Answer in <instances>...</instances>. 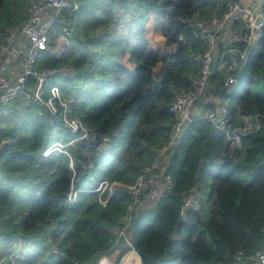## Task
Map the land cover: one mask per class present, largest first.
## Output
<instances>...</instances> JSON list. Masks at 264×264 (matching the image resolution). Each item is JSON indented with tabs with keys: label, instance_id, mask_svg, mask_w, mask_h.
<instances>
[{
	"label": "trees",
	"instance_id": "1",
	"mask_svg": "<svg viewBox=\"0 0 264 264\" xmlns=\"http://www.w3.org/2000/svg\"><path fill=\"white\" fill-rule=\"evenodd\" d=\"M77 1L68 48L57 56L49 40L34 68H54L44 96L57 86L72 112L109 141L98 150L38 102L13 101L0 120V145L9 140L0 149V253L20 247L15 264H94L103 254L119 262L132 250L113 234L129 191L116 187L101 204L107 189H94L101 180L133 184L166 143L172 89L190 90L198 71L186 48L206 45L187 23L225 9V0ZM26 15L27 0H0V43ZM179 34L185 42L167 49ZM213 67L201 111L223 98L232 116L259 113L262 125L237 148L202 118L187 122L165 153L171 185L125 231L141 264H237L238 251L264 245V24L236 80L225 84V72ZM191 186L201 198L182 216V192Z\"/></svg>",
	"mask_w": 264,
	"mask_h": 264
},
{
	"label": "built area",
	"instance_id": "2",
	"mask_svg": "<svg viewBox=\"0 0 264 264\" xmlns=\"http://www.w3.org/2000/svg\"><path fill=\"white\" fill-rule=\"evenodd\" d=\"M77 4V0H27L26 17L19 24L7 29L0 43V120L10 113L14 100L25 97L38 102L50 114L59 116L69 131L76 134L74 139L90 140L101 150L107 146L108 136L96 133L72 112L71 98L62 97L55 85L51 86L47 96H44L43 82L56 70L34 68L40 51L48 49L51 35H71V17ZM259 16L264 17V0H225V9L220 14L187 23L191 32L202 38L206 45L202 49H193L190 45L186 48V58L197 63L198 71L192 79L190 90L172 89L169 109L175 116V122L166 143L154 151L150 164L140 170L133 184L124 185L116 181L101 180L94 189L99 191V195L107 189V197L98 198L101 204H104L113 189L119 186L127 189L131 195V203L119 217L113 230L114 242L122 239L125 245L134 250L125 236L132 216L139 210L152 206L172 183L171 178L163 173L166 150L177 141L185 125L193 117L191 109L209 88V76L213 72V66L216 70L225 72V84L234 81L232 75L238 70L241 62H244L253 43L261 35L264 21H257ZM177 42H185L181 34L167 49L173 48ZM27 76L33 80L31 85H26ZM194 116L202 118L214 129L219 130L227 143L237 148L241 147L243 136L260 128L263 118L259 113H240L234 117L229 112L228 101L217 97L212 98L210 107L194 113ZM53 145L52 148L62 151L60 143ZM75 192L74 189L68 193L70 201L74 199ZM200 198L196 187L191 186L184 190L180 215L183 216L187 208H196ZM23 253L20 247L2 252L0 264H15ZM235 258L237 264H264V245L252 254L244 255L238 251ZM96 264H111V261L103 255Z\"/></svg>",
	"mask_w": 264,
	"mask_h": 264
},
{
	"label": "rangeland",
	"instance_id": "3",
	"mask_svg": "<svg viewBox=\"0 0 264 264\" xmlns=\"http://www.w3.org/2000/svg\"><path fill=\"white\" fill-rule=\"evenodd\" d=\"M49 40L54 43L53 48H51V49L49 48V50H50L51 53H54L57 56L63 54L64 51L68 48V39H67L66 36H60L59 39H56V37L51 35L49 37ZM50 41H48V42H50ZM47 48H48V46H47ZM191 116H194V114L192 112V109H191ZM8 143H9V140L8 139H4L2 141V143H1L2 145H0V149L3 148V146L5 144L7 145ZM103 255L106 256L111 261V264H120V260H119V262H115L111 258H109V256H107L105 254H103ZM103 255H101L100 257H102ZM99 258L96 260V262L94 264H96L98 262Z\"/></svg>",
	"mask_w": 264,
	"mask_h": 264
},
{
	"label": "bare ground",
	"instance_id": "4",
	"mask_svg": "<svg viewBox=\"0 0 264 264\" xmlns=\"http://www.w3.org/2000/svg\"><path fill=\"white\" fill-rule=\"evenodd\" d=\"M140 258L134 251H127L121 259L120 264H140Z\"/></svg>",
	"mask_w": 264,
	"mask_h": 264
},
{
	"label": "water",
	"instance_id": "5",
	"mask_svg": "<svg viewBox=\"0 0 264 264\" xmlns=\"http://www.w3.org/2000/svg\"><path fill=\"white\" fill-rule=\"evenodd\" d=\"M257 21H264V17L263 16H259L257 18ZM196 32L198 33L199 30H196ZM243 68H244V62H241L238 70L232 75V77H233L234 80H236L241 75V73L243 72Z\"/></svg>",
	"mask_w": 264,
	"mask_h": 264
},
{
	"label": "crops",
	"instance_id": "6",
	"mask_svg": "<svg viewBox=\"0 0 264 264\" xmlns=\"http://www.w3.org/2000/svg\"><path fill=\"white\" fill-rule=\"evenodd\" d=\"M59 38H60V36H57L56 37V39H59ZM201 99H202V97H200L198 99L197 103L194 104V106L192 107L193 114L196 113V112H198V111H200V110H202V107H200V101H201Z\"/></svg>",
	"mask_w": 264,
	"mask_h": 264
}]
</instances>
